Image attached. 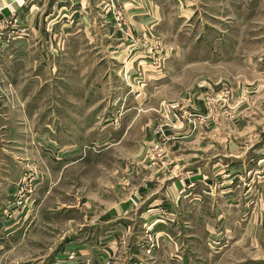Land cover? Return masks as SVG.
I'll return each instance as SVG.
<instances>
[{
  "label": "crops",
  "instance_id": "1",
  "mask_svg": "<svg viewBox=\"0 0 264 264\" xmlns=\"http://www.w3.org/2000/svg\"><path fill=\"white\" fill-rule=\"evenodd\" d=\"M0 1V258L8 264H69L68 253L35 254L38 243L27 235L45 209L51 183L60 187L81 163V143L104 148L102 156L88 155L94 164L110 148L126 145L125 136H117L119 125L95 121L123 110L127 88L121 71L112 69L120 63L107 57L117 46L108 34L96 44L88 31L83 44L80 9L71 13L76 27L65 28L69 14L59 1ZM4 22L10 26L2 27ZM132 160L136 172L121 180L131 188L110 189L105 175L103 189L87 192L103 214L82 230L78 226L70 254L90 256L89 264H264V156L201 158L193 168L184 158L182 172H157L146 186L137 166L143 158ZM126 161L117 157L114 165L129 172L135 163ZM175 161L171 157L170 164ZM24 175L35 178V189L10 221L9 204ZM210 240L219 243V252L209 248ZM23 245L31 248L21 251Z\"/></svg>",
  "mask_w": 264,
  "mask_h": 264
},
{
  "label": "rangeland",
  "instance_id": "2",
  "mask_svg": "<svg viewBox=\"0 0 264 264\" xmlns=\"http://www.w3.org/2000/svg\"><path fill=\"white\" fill-rule=\"evenodd\" d=\"M56 1L67 8L65 28L76 27L71 13L80 9L83 44L89 42L88 31L96 44L108 34L117 46L107 57L120 63L112 69L121 71L127 88L123 110L95 121L119 125L117 136H125L126 145L110 148L94 164L86 161L88 155L102 156L104 148L80 144L79 169L68 173L60 187L51 183L45 209L27 235L38 243L35 254L70 255L78 226L82 230L103 214L87 192L103 189L105 175L111 178L110 189L130 187L121 180L136 172L132 158H143L137 166L146 186L157 172H182L184 158L193 168L201 166V158L264 156V0H92L90 7L77 5L79 0H49V5ZM117 157L135 164L123 171V164L114 165ZM171 157L178 161L171 165ZM29 248L23 245L21 251ZM73 253L76 262L69 264H89L90 256ZM1 258V264L9 263Z\"/></svg>",
  "mask_w": 264,
  "mask_h": 264
},
{
  "label": "built area",
  "instance_id": "3",
  "mask_svg": "<svg viewBox=\"0 0 264 264\" xmlns=\"http://www.w3.org/2000/svg\"><path fill=\"white\" fill-rule=\"evenodd\" d=\"M3 10V5L1 4L0 1V12ZM35 189V178L29 175H24L23 178L21 179V181L19 182L18 185V189L17 192L14 196V200L13 202H11L9 205V209L10 211L7 212L11 214H8V219L11 221L13 220V215H21L23 212L24 207L30 203V197L33 193ZM16 213V214H15ZM209 245L211 247V250L214 252H219V250H221V248H217L219 247V243L216 240H211L209 242ZM76 254H70L67 255V259L69 262L74 263L76 262Z\"/></svg>",
  "mask_w": 264,
  "mask_h": 264
}]
</instances>
